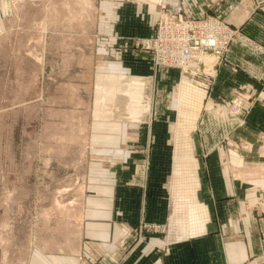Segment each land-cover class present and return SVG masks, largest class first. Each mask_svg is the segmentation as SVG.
I'll use <instances>...</instances> for the list:
<instances>
[{
	"label": "crops",
	"instance_id": "1",
	"mask_svg": "<svg viewBox=\"0 0 264 264\" xmlns=\"http://www.w3.org/2000/svg\"><path fill=\"white\" fill-rule=\"evenodd\" d=\"M187 1L180 7L188 13L194 4L204 13L211 2ZM116 3L93 64L95 76L103 80L106 72L115 89L97 104L92 126L96 171L106 178L91 192L102 202L91 205L77 248L60 253L58 264H244L264 253V144L257 139L264 131V54L233 42L212 76L187 75L175 95L166 90L180 72L156 70L151 54L134 44L133 37L153 33L158 6ZM215 4L233 26L264 43V0ZM209 85L214 101L251 90L257 102L249 121L230 120L211 103L203 107ZM228 133L247 139L248 149L227 145ZM143 228L145 238L134 245Z\"/></svg>",
	"mask_w": 264,
	"mask_h": 264
},
{
	"label": "rangeland",
	"instance_id": "2",
	"mask_svg": "<svg viewBox=\"0 0 264 264\" xmlns=\"http://www.w3.org/2000/svg\"><path fill=\"white\" fill-rule=\"evenodd\" d=\"M117 1L0 0V264H58L60 253L77 248L91 205L102 202L91 192L106 178L96 171L92 126L98 124L97 104L107 103L115 89L106 72L103 80L95 76L93 64L97 38L113 27ZM145 1L159 10L162 3L171 9L189 7L187 0ZM210 1L202 5L208 11H194V4L189 13L217 15L233 26L219 10L222 5ZM233 27L240 34L216 69L226 63L233 42L264 54L263 42ZM133 38L135 44L141 37ZM188 79L179 73L176 85L166 91L181 95ZM240 90L235 91L243 96L239 112L231 111L235 95L214 101L211 92L205 93L202 106L215 105L228 119L246 124L257 101L248 88ZM257 139L264 144V131L257 132ZM224 140L248 149L243 137L228 133ZM146 228L134 245L145 238ZM244 264H264V253Z\"/></svg>",
	"mask_w": 264,
	"mask_h": 264
},
{
	"label": "built area",
	"instance_id": "3",
	"mask_svg": "<svg viewBox=\"0 0 264 264\" xmlns=\"http://www.w3.org/2000/svg\"><path fill=\"white\" fill-rule=\"evenodd\" d=\"M239 34L238 27L231 26L220 16H195L162 3L155 30L149 37L138 38L135 45L151 54L156 70L173 68L185 75L212 76L217 62ZM208 88L205 91L209 95ZM242 102L243 96L235 95L231 111L239 112Z\"/></svg>",
	"mask_w": 264,
	"mask_h": 264
}]
</instances>
